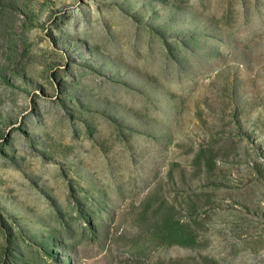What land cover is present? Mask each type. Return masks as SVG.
Segmentation results:
<instances>
[{"label":"rangeland","instance_id":"obj_1","mask_svg":"<svg viewBox=\"0 0 264 264\" xmlns=\"http://www.w3.org/2000/svg\"><path fill=\"white\" fill-rule=\"evenodd\" d=\"M0 264H264V0H0Z\"/></svg>","mask_w":264,"mask_h":264}]
</instances>
